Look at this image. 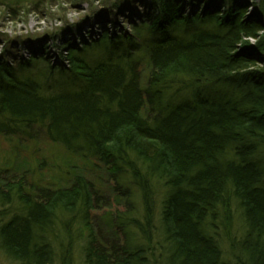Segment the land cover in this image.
Wrapping results in <instances>:
<instances>
[{"label": "trees", "instance_id": "1", "mask_svg": "<svg viewBox=\"0 0 264 264\" xmlns=\"http://www.w3.org/2000/svg\"><path fill=\"white\" fill-rule=\"evenodd\" d=\"M249 3L150 0L131 32L101 30L67 46V66L37 54L0 61V135L43 131L102 174L74 166L71 183L49 188L0 167L8 259L54 264L59 220L69 241H58L61 264L72 261L74 221L89 233L84 264H264V0ZM102 186L127 204L106 214L115 231L105 238L90 224L109 202ZM232 205L240 238L216 230L219 210Z\"/></svg>", "mask_w": 264, "mask_h": 264}, {"label": "rangeland", "instance_id": "2", "mask_svg": "<svg viewBox=\"0 0 264 264\" xmlns=\"http://www.w3.org/2000/svg\"><path fill=\"white\" fill-rule=\"evenodd\" d=\"M149 2L150 0H145L140 5L138 0H0V61L17 64L21 58L28 59L30 55L37 54L45 59L48 65L67 66L64 58L67 46L79 47L82 42L95 38L101 30L109 34L117 31L131 32L132 26ZM248 11L252 12L251 7ZM13 58L18 61H14ZM58 82L62 85L65 80L59 79ZM94 164L95 161H87L68 152L61 145L49 142L43 131L36 132L33 139L28 140L0 135V167L7 166L5 169L11 174H28L31 184L39 183L49 185V188H57L66 181L71 183L73 178L70 174H73L74 166L81 171L84 170L90 178L96 179L102 174L93 170ZM1 178L5 179L6 176L1 175ZM105 184L113 186L111 180H107ZM100 191L109 202L107 204L103 201V204L95 207L90 214V224L94 235L98 237L103 235L105 238V232L109 231L110 234V231H115L105 217L106 214L124 213L127 211V204L126 198H120L123 203L116 205L115 197L119 198V194L107 192L103 186ZM13 207L16 208L17 205ZM136 207L137 204L135 209ZM8 209L12 212L9 207L0 210ZM113 223L115 224V221ZM215 225L217 232L223 237H227V233L239 238L243 235L240 211L233 205L229 208L228 214L219 210ZM55 226L58 236L55 237L56 240L52 237L50 242L58 253L54 264H61L64 245L61 246L58 241L62 240L65 245L69 241H66L67 236L64 237L62 234L64 232L62 221L58 220ZM69 231L75 240L71 264H84L82 246L84 237L89 233L83 229L79 221H74ZM222 245L226 258L230 260L229 243L223 240ZM0 264L16 263L0 251Z\"/></svg>", "mask_w": 264, "mask_h": 264}, {"label": "bare ground", "instance_id": "3", "mask_svg": "<svg viewBox=\"0 0 264 264\" xmlns=\"http://www.w3.org/2000/svg\"><path fill=\"white\" fill-rule=\"evenodd\" d=\"M252 3H253V0H250V3H249V4H250V5H253ZM86 29H89V28H86ZM86 29H85V30H86ZM47 49H48V48H47ZM184 95L187 96V97H191V98L194 97V93H193V92H190V91H188V90L184 92Z\"/></svg>", "mask_w": 264, "mask_h": 264}]
</instances>
